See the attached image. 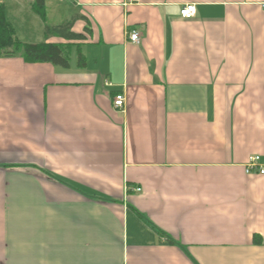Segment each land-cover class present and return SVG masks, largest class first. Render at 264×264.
<instances>
[{
  "label": "crops",
  "instance_id": "0c3cea01",
  "mask_svg": "<svg viewBox=\"0 0 264 264\" xmlns=\"http://www.w3.org/2000/svg\"><path fill=\"white\" fill-rule=\"evenodd\" d=\"M124 1L45 0L85 66L0 56V264H264V0Z\"/></svg>",
  "mask_w": 264,
  "mask_h": 264
},
{
  "label": "trees",
  "instance_id": "16d2710c",
  "mask_svg": "<svg viewBox=\"0 0 264 264\" xmlns=\"http://www.w3.org/2000/svg\"><path fill=\"white\" fill-rule=\"evenodd\" d=\"M32 9L46 22L45 0H33ZM81 16H74L55 26H46L47 38L55 36L62 42L24 43L16 37L13 24L7 19L6 6L0 3V56H20L27 63H50L54 66L68 68L70 66V53L73 45L78 46V65L85 66V57L80 50V43L85 41V34H76L74 25ZM89 28L85 33L89 34ZM63 41H66L65 43Z\"/></svg>",
  "mask_w": 264,
  "mask_h": 264
},
{
  "label": "rangeland",
  "instance_id": "374dc122",
  "mask_svg": "<svg viewBox=\"0 0 264 264\" xmlns=\"http://www.w3.org/2000/svg\"><path fill=\"white\" fill-rule=\"evenodd\" d=\"M23 6L27 10H22V15L15 14V4L9 5L8 13L10 16L8 18L12 19L13 26L16 29L17 37L23 42L27 43H39L45 41V30L46 26H54L61 23L58 19L53 16L50 20L44 22L39 15L32 11L25 0H22ZM20 13V11H18Z\"/></svg>",
  "mask_w": 264,
  "mask_h": 264
},
{
  "label": "built area",
  "instance_id": "2783aa9c",
  "mask_svg": "<svg viewBox=\"0 0 264 264\" xmlns=\"http://www.w3.org/2000/svg\"><path fill=\"white\" fill-rule=\"evenodd\" d=\"M60 1L63 2L66 0H60ZM136 1L138 0H125L124 5L127 7ZM180 14L183 19L186 20L192 19L197 15V6L195 4H185L181 9ZM128 39L135 44H139L141 42L140 33L134 31L128 36ZM125 105H126V98L124 94H118L114 97L113 107L115 110L122 111L124 110ZM247 169L248 172L256 169L259 170L260 173H264L262 166L259 164V157L250 158V162L247 166ZM137 191H141V189H137Z\"/></svg>",
  "mask_w": 264,
  "mask_h": 264
}]
</instances>
